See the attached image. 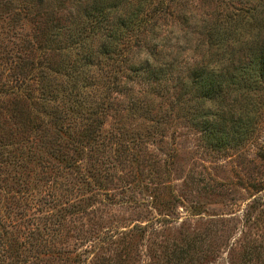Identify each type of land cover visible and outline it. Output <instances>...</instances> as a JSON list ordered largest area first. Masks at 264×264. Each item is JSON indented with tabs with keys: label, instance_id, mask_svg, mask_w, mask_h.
<instances>
[{
	"label": "rangeland",
	"instance_id": "rangeland-1",
	"mask_svg": "<svg viewBox=\"0 0 264 264\" xmlns=\"http://www.w3.org/2000/svg\"><path fill=\"white\" fill-rule=\"evenodd\" d=\"M241 3L255 19L244 29L264 30V0H181L177 9L192 34L189 18L215 19ZM9 26L0 35V141L14 158L0 155V264H264V106L246 120L239 94L201 99L199 80L186 104L177 88L165 102L148 97L133 118L107 117L97 144L62 136L32 147L35 127L53 118L42 98L55 91L58 59L40 49L41 34L17 59L12 43L24 37L13 34L30 25L13 17ZM171 28L148 41L172 42ZM21 75L35 96L23 105L5 95Z\"/></svg>",
	"mask_w": 264,
	"mask_h": 264
},
{
	"label": "trees",
	"instance_id": "trees-1",
	"mask_svg": "<svg viewBox=\"0 0 264 264\" xmlns=\"http://www.w3.org/2000/svg\"><path fill=\"white\" fill-rule=\"evenodd\" d=\"M180 5L181 0H0V35L6 33L5 28H11L13 17L30 25L28 32L13 34L22 35L25 40L19 39L26 45L12 43L17 48L13 55L19 60L26 58L37 34H41L40 49L53 51L58 59L53 78L55 91L46 92L48 98H42L44 104H52L53 118L46 120L48 114L42 118L44 126L42 130L35 127L36 133H40L32 134L28 141L31 146L37 147V140L59 144L62 136L70 140L65 145L73 142L83 148L97 144L107 117L133 118L136 107L148 97H159L165 102L164 97L177 88L184 89L178 102L186 104L188 100L182 96L185 98L192 84L199 80L201 99L218 100L232 90L244 99L242 117H261L264 30L244 29L255 20L244 11L248 7L241 3L237 9L229 6L225 12L217 10L215 19L189 18V34L184 29L188 18L179 15L177 9ZM19 25L23 29L24 25ZM163 27L165 31L166 27L177 28L170 32L175 35L173 41L166 35L162 41L149 42L148 36L161 32ZM191 49L192 56L187 53ZM141 51L148 54V59H136ZM197 55L198 63L193 60ZM192 60L194 65L190 67ZM180 66L186 67L184 75L178 69ZM45 77L43 74L42 78ZM24 80L21 75L15 80L18 86L5 91V95H13L15 104L23 105L35 98ZM134 89L137 92L132 95ZM255 108L257 117L252 115ZM169 112L163 111L154 120L156 125L163 123ZM48 124L51 132L43 130ZM113 139L122 144L119 136ZM7 145L0 141V155L6 153L14 158Z\"/></svg>",
	"mask_w": 264,
	"mask_h": 264
},
{
	"label": "clouds",
	"instance_id": "clouds-1",
	"mask_svg": "<svg viewBox=\"0 0 264 264\" xmlns=\"http://www.w3.org/2000/svg\"><path fill=\"white\" fill-rule=\"evenodd\" d=\"M138 59L141 61L148 59V54L146 52H141Z\"/></svg>",
	"mask_w": 264,
	"mask_h": 264
}]
</instances>
